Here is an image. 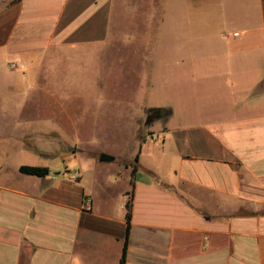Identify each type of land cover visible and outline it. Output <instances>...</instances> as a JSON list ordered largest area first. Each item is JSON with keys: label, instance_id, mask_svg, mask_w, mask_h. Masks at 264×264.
Returning <instances> with one entry per match:
<instances>
[{"label": "crops", "instance_id": "1", "mask_svg": "<svg viewBox=\"0 0 264 264\" xmlns=\"http://www.w3.org/2000/svg\"><path fill=\"white\" fill-rule=\"evenodd\" d=\"M230 1L201 0V119L157 121L130 159L92 160L89 178L51 168L76 156L29 120V98L55 95L51 72L84 53L148 42L133 52L152 59L157 28L113 27L127 0H0V264H120L130 194L126 264H264V0Z\"/></svg>", "mask_w": 264, "mask_h": 264}, {"label": "rangeland", "instance_id": "2", "mask_svg": "<svg viewBox=\"0 0 264 264\" xmlns=\"http://www.w3.org/2000/svg\"><path fill=\"white\" fill-rule=\"evenodd\" d=\"M225 1L227 5L231 3ZM127 3L120 11L133 18L120 13L121 18L113 20V27L119 23L121 29H152L153 34L157 28L158 51L152 59L133 52L148 42L135 43L119 52L111 49L107 60L102 53L92 58L84 53L80 60L63 62L51 72L57 81L48 87L55 90V95L35 93L29 98L24 110L29 120L54 126L62 140L61 152L76 156L55 155L50 160L53 169L75 170L81 166L90 178L97 175L90 168L92 160L100 161L103 154H112L117 160L130 159L138 151L140 137L150 140L158 135L153 128L155 123L145 126L150 109L171 110V127L201 119V78L192 76L201 64V0ZM217 11L221 13V9ZM131 40L133 43L134 37ZM147 73L151 74V84ZM2 124L5 122L0 119ZM58 145L56 142L55 147ZM46 161L29 159L26 163L44 165Z\"/></svg>", "mask_w": 264, "mask_h": 264}, {"label": "trees", "instance_id": "3", "mask_svg": "<svg viewBox=\"0 0 264 264\" xmlns=\"http://www.w3.org/2000/svg\"><path fill=\"white\" fill-rule=\"evenodd\" d=\"M172 116V112L169 109H163V108H154L148 110L146 112V118H145V126L150 127L157 121H163L167 122ZM104 159L108 158V155H102ZM139 162V154L136 156L134 160V164H131L133 167V174H135L138 170L137 163ZM127 166H129L127 164ZM20 172L26 175H32V176H38V177H45L49 175L50 170L47 167H34V166H21ZM132 204H133V194H130L128 202L126 204L127 214V228H126V237H125V245L122 253V257L120 260V264H126V256H127V250L129 245V236H130V230H131V214H132Z\"/></svg>", "mask_w": 264, "mask_h": 264}, {"label": "water", "instance_id": "4", "mask_svg": "<svg viewBox=\"0 0 264 264\" xmlns=\"http://www.w3.org/2000/svg\"><path fill=\"white\" fill-rule=\"evenodd\" d=\"M103 155H106V154H103ZM113 160H114V157H112V156H108L107 159H104L102 156L100 158V161H102V162H104V161H113Z\"/></svg>", "mask_w": 264, "mask_h": 264}, {"label": "built area", "instance_id": "5", "mask_svg": "<svg viewBox=\"0 0 264 264\" xmlns=\"http://www.w3.org/2000/svg\"><path fill=\"white\" fill-rule=\"evenodd\" d=\"M237 36V34H235Z\"/></svg>", "mask_w": 264, "mask_h": 264}]
</instances>
